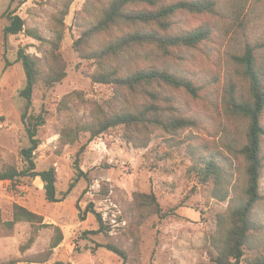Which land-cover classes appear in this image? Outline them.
<instances>
[{
	"label": "rangeland",
	"instance_id": "rangeland-1",
	"mask_svg": "<svg viewBox=\"0 0 264 264\" xmlns=\"http://www.w3.org/2000/svg\"><path fill=\"white\" fill-rule=\"evenodd\" d=\"M217 1L220 15L174 19V32L210 23L211 40L197 48H183L177 57L155 54L153 58L159 69L186 77L200 88L199 97L184 89L164 91L168 113L194 124L172 133L157 127L117 126L93 137L87 127L133 111L147 101L126 88L94 83L92 75L98 72V65L84 59L76 48L91 25L87 9L97 8L100 1L0 0V123L4 125L0 128V170L22 169V151L31 146L22 120L26 101L20 91L26 85V73L17 60L19 48L38 59L42 74L55 68L53 53L57 51L67 72L51 88L39 81L26 117L28 121L46 111V123L37 134L40 145L35 161L38 171L56 168L61 200L46 199L40 178L0 181V264H122L116 253L99 247L107 243L127 253L125 264H213L212 239L218 217L242 196L247 184L244 157L230 151V147L244 144L249 126L247 119L228 106L226 89L237 78L231 56L242 54L249 45L264 63V0H249L238 20L231 16V0ZM10 11L25 20L27 32L5 36ZM102 39L107 41L108 36ZM93 42L86 52L94 49ZM5 59L10 66L6 67ZM239 92L238 96L243 95V87ZM244 94H248L247 87ZM209 159L221 168L222 187L216 196L212 187L200 183L189 170L191 164ZM228 191V199L221 201ZM261 192L264 195V175ZM140 194L155 196L166 216L151 215L142 208ZM15 204L43 216L54 227L41 229L35 242L27 246L31 224H7L13 219ZM90 206L101 214L102 230L97 215L85 213ZM255 222L246 258L264 248V200L256 209ZM55 226L63 239L52 247L58 235Z\"/></svg>",
	"mask_w": 264,
	"mask_h": 264
},
{
	"label": "trees",
	"instance_id": "trees-1",
	"mask_svg": "<svg viewBox=\"0 0 264 264\" xmlns=\"http://www.w3.org/2000/svg\"><path fill=\"white\" fill-rule=\"evenodd\" d=\"M15 1L25 3L28 0H12L13 3ZM99 1L100 6L87 9L91 16V25L83 31V38L76 43V48L84 59L92 60L98 65V72L92 75L94 83L126 88L130 92L141 94L147 101L133 111L113 115L97 125L89 126L87 131L91 132L93 137H97L112 127L124 126L143 127L145 130L157 127L172 133L193 125L190 119L168 113V108L163 105L168 99L164 91L184 89L192 97H199L200 88L186 77L159 69L154 65L153 58L155 54L161 57H177L183 48H197L211 40L213 28L210 23H202L192 29L174 32V19L182 15H220L218 1ZM248 2L249 0H231L233 19L240 18ZM7 15L9 24L5 27V36L18 35L26 31L25 20L16 11H10ZM30 35L33 36V33ZM104 36H108L107 41H102ZM60 40L61 38L55 45L58 51ZM90 41H94L95 47L86 52L85 48ZM256 54V49L248 45L242 54L231 56L233 73L238 80L232 78L228 83L229 87L226 89L228 106L233 113L247 119L249 126L244 144L230 147V151L234 155L239 154L244 157L247 184L242 196L232 201L227 212L218 217V230L212 239L216 253V257L212 260L213 264H264V248L256 256L246 258V250L251 246L252 232L257 226L255 212L264 200L261 192L264 175V63L259 61ZM17 55V60L23 64L26 73V85L20 91V96L26 101L22 120L27 124L31 146L22 151L24 167L18 169L10 166L0 170V181L15 182L23 178H40L44 183L46 199L49 202H58L61 199L57 196L56 168L38 171L35 161V151L40 145L37 134L39 128L46 123V111L43 109L38 115L30 116L28 121L26 117L32 107L33 94L39 81L42 80L47 88H51L66 78L65 61L62 55L55 51L53 53L55 68L52 67L48 73L42 74L38 59L27 53L25 48L20 47ZM5 60L6 67L10 66V62ZM240 87H243V95L238 96V93L242 92H239ZM246 87L248 94H244ZM220 169L214 159H209L199 164H191L189 170L200 183L212 187V194L216 196L217 191L222 187L219 182ZM73 188L74 183L70 186V190ZM228 195L229 191L221 196L220 200L226 201ZM138 201L151 215H158L161 218L166 216L162 213L155 196L140 194ZM92 206L85 213L96 214L102 230L104 225L102 216ZM84 219L85 216H82V220ZM19 222H27L32 226V236L27 246L35 242L41 229L53 226L45 223L43 216L15 204L13 219L7 224L13 227ZM55 230L58 235L52 242V247H57L63 239L61 229L55 226ZM100 246L116 253L123 259L122 264H125L127 253L123 249L111 243Z\"/></svg>",
	"mask_w": 264,
	"mask_h": 264
},
{
	"label": "built area",
	"instance_id": "built-area-1",
	"mask_svg": "<svg viewBox=\"0 0 264 264\" xmlns=\"http://www.w3.org/2000/svg\"><path fill=\"white\" fill-rule=\"evenodd\" d=\"M3 127H4L3 123H0V128H3Z\"/></svg>",
	"mask_w": 264,
	"mask_h": 264
}]
</instances>
